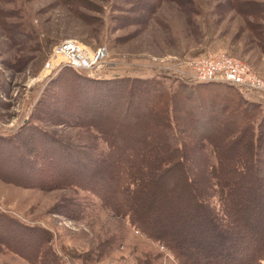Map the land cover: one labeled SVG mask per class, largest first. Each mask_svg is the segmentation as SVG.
<instances>
[{"label": "rangeland", "instance_id": "obj_1", "mask_svg": "<svg viewBox=\"0 0 264 264\" xmlns=\"http://www.w3.org/2000/svg\"><path fill=\"white\" fill-rule=\"evenodd\" d=\"M253 3L258 4L256 16ZM68 38L90 49L106 47L107 57L94 77L152 78L169 95L177 91L182 102L196 100L206 107L214 91L218 98L226 94L227 85L196 81L189 74L191 60L225 53L264 78V0H0V151L5 155L0 159V216L15 219L26 238L35 228L49 234L40 264L52 257L57 264H181L175 253L133 226L128 215L117 213V200L111 206L78 186H50L42 174V167L70 164L82 173L108 149L97 132L77 122L70 104V82L77 81L72 70L41 77L52 47ZM232 94L264 106V95L237 89ZM176 99L169 110L172 132L188 149L190 177L217 207L214 153L194 137L197 132ZM47 149L56 154L48 164L40 158ZM24 162L36 167L31 182L20 178ZM0 264L34 263L0 244Z\"/></svg>", "mask_w": 264, "mask_h": 264}, {"label": "trees", "instance_id": "obj_2", "mask_svg": "<svg viewBox=\"0 0 264 264\" xmlns=\"http://www.w3.org/2000/svg\"><path fill=\"white\" fill-rule=\"evenodd\" d=\"M257 6L252 4L255 16ZM67 68L77 80L69 87L77 122L97 132L108 149L82 173L71 164L42 167L48 185L78 186L101 195L111 206L117 200L113 205L117 213L128 215L133 226L175 253L181 264H262L264 106L232 94L239 89L228 84L226 94L218 98L214 91L205 107L196 100L182 102L177 91L169 95L165 85L152 78L103 79ZM172 97L177 98L175 103L188 124L194 126V137L203 139L214 153L211 175L217 207L190 177L188 149L172 132ZM40 147L45 150L48 145ZM21 148L25 150V146ZM49 150L43 153L45 158L40 154L45 163L56 158ZM4 157L0 151V159ZM13 160L24 166L19 157H11ZM24 163L25 172L17 170L22 173L20 178L31 182L36 167ZM18 226L15 219L0 216V244L40 264L45 253L41 245L49 234L35 228L29 231L33 238H26ZM45 264L57 262L52 257Z\"/></svg>", "mask_w": 264, "mask_h": 264}, {"label": "built area", "instance_id": "obj_3", "mask_svg": "<svg viewBox=\"0 0 264 264\" xmlns=\"http://www.w3.org/2000/svg\"><path fill=\"white\" fill-rule=\"evenodd\" d=\"M106 57L105 46L90 49L75 39H64L52 47L44 62L41 77L49 79L65 67L87 71L88 75L95 76ZM188 64L189 74L196 81L222 82L246 93L264 95V78L234 56L218 53L191 60Z\"/></svg>", "mask_w": 264, "mask_h": 264}]
</instances>
